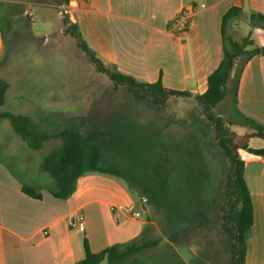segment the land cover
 Listing matches in <instances>:
<instances>
[{
    "label": "crops",
    "instance_id": "obj_1",
    "mask_svg": "<svg viewBox=\"0 0 264 264\" xmlns=\"http://www.w3.org/2000/svg\"><path fill=\"white\" fill-rule=\"evenodd\" d=\"M193 5L198 11L191 26L185 32L174 31V18ZM0 6V64L7 51L3 15L14 29L27 15L35 17L32 8L38 7L45 21L64 24L62 13L51 17L55 5L41 0H0ZM66 7L69 20L108 69L139 83H155L162 73L165 88L186 91L191 99L205 92L209 76L224 58L223 17L232 8L243 14L230 20L227 34L232 36L236 25L245 24L247 36L264 47V29L250 21L251 15L264 16V0H71ZM237 100L242 115L264 126V56L253 57L245 66ZM258 139H251L249 147L264 149L263 139L253 144ZM47 143L35 165L27 143L29 151H0V264H76L85 256L84 239L94 253L132 243L130 258L102 264H223L215 242L192 239L196 232L210 234L209 220L193 222L185 235H167L115 177L85 174L68 199L55 198L51 192L56 182L42 169L50 153L45 151ZM240 158L254 215L245 264H264V157L241 151ZM24 187L40 198L25 194ZM130 209L140 218L131 217ZM80 216L83 229L77 222Z\"/></svg>",
    "mask_w": 264,
    "mask_h": 264
},
{
    "label": "rangeland",
    "instance_id": "obj_2",
    "mask_svg": "<svg viewBox=\"0 0 264 264\" xmlns=\"http://www.w3.org/2000/svg\"><path fill=\"white\" fill-rule=\"evenodd\" d=\"M41 2L55 5L51 17L63 12L59 0ZM2 8L0 6L1 13ZM32 11L35 13L33 22V17L27 15L14 29L8 17L2 16L7 51L0 64V78L8 82L9 89L1 110L14 114L25 112L47 135L68 128L84 134L98 129L100 138L108 133L107 145L102 147L103 165H114L129 178L142 180L143 185H158L164 176L162 169L168 178L171 176L174 185H178L185 182L189 167L210 168L214 177L211 190L208 182L199 178L201 188L193 191V197L199 202V211L206 206L208 210L210 206L214 210L217 206L220 209L227 180V171L221 169L225 167V156L217 141L210 149V138H215V132L204 133L194 124L197 119L205 120V116L199 114L201 108L196 106L195 100L178 97H168L163 103H154L150 97L138 100L130 88L115 85L108 74L100 71L75 39L66 34L64 24L45 21L38 7H33ZM236 26L232 37L242 42L247 37V28L240 23ZM194 113L196 118H193ZM210 114L224 122L235 143L248 133L229 98ZM117 139H121L119 145ZM48 142L45 151L60 146L57 139ZM261 142L258 139L253 144ZM26 143L16 134L8 119L0 122V151L31 150ZM33 153L36 158L31 163L35 165L42 152L33 150ZM177 188L175 186V195ZM168 193L173 191L168 189ZM134 195L138 199V192ZM146 211L159 221L154 207L148 206ZM202 237L221 248L223 264L230 263L229 239L224 232L211 229L208 235L204 230L203 233H194L192 239Z\"/></svg>",
    "mask_w": 264,
    "mask_h": 264
},
{
    "label": "trees",
    "instance_id": "obj_3",
    "mask_svg": "<svg viewBox=\"0 0 264 264\" xmlns=\"http://www.w3.org/2000/svg\"><path fill=\"white\" fill-rule=\"evenodd\" d=\"M59 1L63 5H68L71 0ZM242 14L241 9L232 8L223 17L224 58L217 69L209 76L205 92L193 98L196 106L201 108V110L198 109L199 114L205 116L204 121L197 119L194 124L204 133L211 132V130L215 132V138L213 140L210 138V149L214 148L217 141L225 156V167H221V169L227 171V180L220 209L217 206L214 210L210 206L208 210L206 206L199 211V202L194 201L193 197V191L195 192L197 188H201V184L198 182L199 178H204L210 187L212 178H214L210 168L207 170L206 167H189L185 182L178 183V185H174L171 176L168 178L165 169H162L164 176H161L158 185L155 184L156 187L152 183L143 185L142 180L137 181L129 178L125 172L116 166L103 165L102 147L106 144L107 138L109 140L108 133L105 132L104 136L102 135V138H100V134L97 132L98 129H91V132L84 134L78 130L68 128L54 135H47L40 131L39 125L34 123L30 116L2 111L1 108L6 104L9 89L8 82L2 78H0V122L8 119L15 132L33 150H42L44 144L51 139L60 141V146L57 149H51L49 155L42 162V169L56 182V187L51 192L55 198L68 199L75 192L78 179L88 173L127 180L129 183L125 185L133 197L135 196L134 193L138 192V199H135L136 205L141 206L143 211H146L148 206L154 207L159 218L158 222L167 235H170L173 231L185 235L191 230L190 225L193 222L209 220L211 228L220 230L228 236V253L230 254L231 264H245L247 239L253 226L254 215L251 194L244 178L245 162L240 158L239 153L246 151L248 154L264 157V149L249 147V141L253 138L264 140V126L242 115L236 106L240 79L245 66L253 57L264 56V47L256 46L250 36L244 38L242 42H238L227 34L226 27L230 20L240 17ZM64 16L66 34L75 39L79 48L89 56L101 72L108 74L115 85L130 88L138 100L143 101L150 97L153 98L154 103H163L168 97H191L186 91L165 88L162 73H160L155 83H139L130 76L108 69L104 62L90 50L77 25L69 20L66 13H64ZM250 21L253 26H260L264 29L263 15H251ZM227 98L233 104L235 113L242 121V125L248 129V133L236 143L225 129L224 122L210 114ZM193 118H196V113L193 114ZM119 140L121 139H117V145H119ZM175 186H178L177 195L174 193ZM158 189L159 191H157ZM168 189L173 193H168ZM23 191L33 198H40V195L34 189L24 187ZM131 245L132 243L114 245L99 253H94L90 250L87 239H84L85 256L76 264L115 263L128 259L132 256Z\"/></svg>",
    "mask_w": 264,
    "mask_h": 264
},
{
    "label": "built area",
    "instance_id": "obj_4",
    "mask_svg": "<svg viewBox=\"0 0 264 264\" xmlns=\"http://www.w3.org/2000/svg\"><path fill=\"white\" fill-rule=\"evenodd\" d=\"M62 6L64 8L62 13H64V12H66L67 7H65V5H63V4H62ZM204 7H205V5H202L201 8H204ZM197 11H198V7H196L194 5L188 9H184L183 11H181L179 13V15H177L173 20L174 31L185 32L189 28V26H191V24H192L191 18L194 14L197 13ZM112 210L114 211L115 207H113ZM128 212H129L131 217H133L135 219L140 218V213L138 211H136L134 209H130ZM83 220L84 219L82 216H80L77 219V222L82 229H83Z\"/></svg>",
    "mask_w": 264,
    "mask_h": 264
}]
</instances>
